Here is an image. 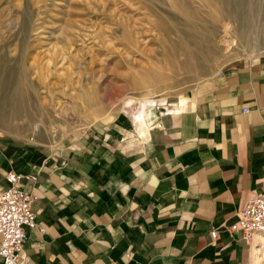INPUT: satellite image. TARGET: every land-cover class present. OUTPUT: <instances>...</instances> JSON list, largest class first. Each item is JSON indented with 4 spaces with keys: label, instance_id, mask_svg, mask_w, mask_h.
I'll return each mask as SVG.
<instances>
[{
    "label": "crops",
    "instance_id": "obj_1",
    "mask_svg": "<svg viewBox=\"0 0 264 264\" xmlns=\"http://www.w3.org/2000/svg\"><path fill=\"white\" fill-rule=\"evenodd\" d=\"M151 123L127 156L87 140L54 145L39 130L32 139L0 137V190L9 171L36 175L24 188L43 231L26 230L24 257L264 264V236L247 243L229 229L249 196L264 191V56L220 67Z\"/></svg>",
    "mask_w": 264,
    "mask_h": 264
},
{
    "label": "rangeland",
    "instance_id": "obj_2",
    "mask_svg": "<svg viewBox=\"0 0 264 264\" xmlns=\"http://www.w3.org/2000/svg\"><path fill=\"white\" fill-rule=\"evenodd\" d=\"M210 1L0 0V84L8 74L27 87L21 102L11 86L0 94V137L38 128L54 145L131 154L161 110L152 103L167 107L227 63L264 56V0Z\"/></svg>",
    "mask_w": 264,
    "mask_h": 264
},
{
    "label": "built area",
    "instance_id": "obj_3",
    "mask_svg": "<svg viewBox=\"0 0 264 264\" xmlns=\"http://www.w3.org/2000/svg\"><path fill=\"white\" fill-rule=\"evenodd\" d=\"M159 106V105H157ZM165 108L164 105L159 106ZM160 126V124H157ZM38 132L34 128L27 135L29 139ZM7 186L0 190V257L2 264H35L23 256L26 230L37 228L36 212L32 209L35 196L24 188V181H36L34 174H21L9 171L6 174ZM245 242L257 235L264 236V191L252 194L237 212L236 221L230 225ZM216 231L210 232L215 237Z\"/></svg>",
    "mask_w": 264,
    "mask_h": 264
},
{
    "label": "bare ground",
    "instance_id": "obj_4",
    "mask_svg": "<svg viewBox=\"0 0 264 264\" xmlns=\"http://www.w3.org/2000/svg\"><path fill=\"white\" fill-rule=\"evenodd\" d=\"M222 1L226 4L230 0H222ZM210 3H211V5H213L212 7H214V5L216 4L215 3V0H213V1L211 0ZM219 14H221L223 17H225V15H226L225 12L216 10L214 14L212 13V16L213 17L214 16L216 17ZM190 17L185 16L184 17V23L186 25V28H188L189 30H191L192 34H194L193 37H197L198 38V36H199V39H201V38L207 39V41H209V43H212V41L214 39L213 37H215V33L214 32L209 33L206 30L204 31V28L205 27L204 26H201L200 24L198 26V21H196V19H191ZM170 23H167V21L165 20L166 31H171V30H174L176 28L175 26L171 25ZM199 50H201V49H199ZM201 51H203V50H201ZM199 56H198V58H199ZM1 80H2V84H0V94L1 95L2 94H5L4 93L5 91L10 90V86H11L12 87L11 88L12 90H10V93H12L13 98H15V100L18 101V102H21V100H24L23 97L25 96V92H26L25 90L27 89V87L24 86L21 81L14 79L13 76H10L8 74L5 75V77L3 79H1ZM0 99H2V98H0ZM151 105L152 106H154V105L161 106L160 104H157L156 102L152 103ZM139 118H140L141 121H143V117L142 116H139Z\"/></svg>",
    "mask_w": 264,
    "mask_h": 264
}]
</instances>
